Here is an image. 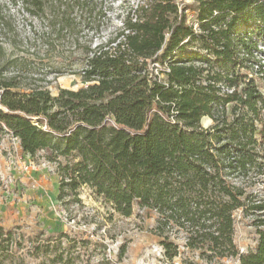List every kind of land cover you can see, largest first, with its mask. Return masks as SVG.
<instances>
[{"label":"rangeland","instance_id":"1","mask_svg":"<svg viewBox=\"0 0 264 264\" xmlns=\"http://www.w3.org/2000/svg\"><path fill=\"white\" fill-rule=\"evenodd\" d=\"M261 19L264 0H0V97L14 84L12 90L20 95L43 89L48 98L44 116L13 113L1 103L7 111H0L42 130L45 120L72 98L82 105L115 98L116 90L128 86L106 76L126 71L129 88L143 79L147 86L155 83L179 96L182 85L180 111L195 127L216 130L219 138L229 134L227 127L257 132L264 126ZM173 44L174 62H153ZM178 114L172 105L170 119L176 121ZM60 118L62 125L75 123L71 114ZM109 120L106 129L115 124ZM1 128L0 227L17 230L16 256L24 264H52L47 256L27 254L29 238H38L34 242L42 251L46 245L70 248L81 257L76 264H239L237 258L205 251L203 240L189 246L190 230L153 209H169L177 188L173 181L167 195L146 202L149 207L134 205L121 214L107 193L86 184L69 188L68 177L58 171L64 158L55 164L45 150L24 153L19 139ZM245 181L254 183L249 191L257 199H264V170L239 177L238 182ZM233 220L238 252L254 250L258 234L251 216L236 210ZM57 233L69 239L58 246Z\"/></svg>","mask_w":264,"mask_h":264},{"label":"trees","instance_id":"2","mask_svg":"<svg viewBox=\"0 0 264 264\" xmlns=\"http://www.w3.org/2000/svg\"><path fill=\"white\" fill-rule=\"evenodd\" d=\"M99 15L105 17L102 11ZM261 22L264 24L263 19ZM175 46L159 54L153 62L163 63L166 59L174 62ZM247 58L255 61L253 54ZM109 74L106 77L120 80L117 84L128 88L116 90L117 96L106 103L82 105L74 101L78 98H72L67 106L63 105L62 110L45 120L47 128L42 130L30 121L0 111V132L4 125L19 139L24 153L34 156L45 150L47 160L55 164V159L64 158V163L57 165L63 177H68L69 188L86 184L107 193L121 214L129 213L134 205L149 207L146 202L167 195L168 183L173 181L177 188L171 195L174 198L169 209H153L161 216L169 213L170 223L190 230L189 246L203 240L201 247L220 258H237L239 264H264V199H257L255 192L249 191L254 183L238 182L239 177L250 171L258 175L264 170V126L248 133L241 126L227 127L229 134L219 138V132L193 126L185 118L186 113L180 111L182 85L178 96L171 88L155 83L147 86L143 79L129 88L130 72ZM171 81H175L173 77ZM13 85L2 93L1 105L13 113L44 116L40 114L47 111L46 90L37 89L23 96L12 90ZM159 99L164 104H159ZM1 105L0 109L6 112ZM172 105L179 111L176 121L170 119ZM64 113L73 115V125H62L60 117ZM108 120L115 124L106 129L104 122ZM37 140L40 144L35 147L32 141ZM236 210H241L245 217L251 216L257 228V245L246 254H240L233 241ZM17 233L16 229L0 227V264H24L23 258L16 256ZM55 237L58 246L62 239H69L64 233ZM34 240L38 238L28 239L29 256L39 258L42 254L52 264L80 261L81 257L75 256L70 248L59 250L46 245L42 251L43 246ZM124 251L125 246L120 256Z\"/></svg>","mask_w":264,"mask_h":264},{"label":"built area","instance_id":"3","mask_svg":"<svg viewBox=\"0 0 264 264\" xmlns=\"http://www.w3.org/2000/svg\"><path fill=\"white\" fill-rule=\"evenodd\" d=\"M15 139V138H14Z\"/></svg>","mask_w":264,"mask_h":264}]
</instances>
